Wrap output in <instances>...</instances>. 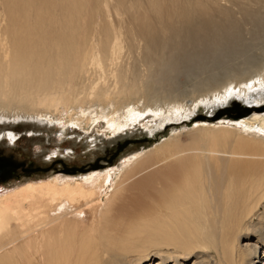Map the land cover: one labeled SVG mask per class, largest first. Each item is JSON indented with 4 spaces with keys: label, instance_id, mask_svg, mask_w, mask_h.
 Listing matches in <instances>:
<instances>
[{
    "label": "bare ground",
    "instance_id": "1",
    "mask_svg": "<svg viewBox=\"0 0 264 264\" xmlns=\"http://www.w3.org/2000/svg\"><path fill=\"white\" fill-rule=\"evenodd\" d=\"M21 118L99 141L194 123L3 186L0 264H264V0H0V121Z\"/></svg>",
    "mask_w": 264,
    "mask_h": 264
},
{
    "label": "rangeland",
    "instance_id": "2",
    "mask_svg": "<svg viewBox=\"0 0 264 264\" xmlns=\"http://www.w3.org/2000/svg\"><path fill=\"white\" fill-rule=\"evenodd\" d=\"M242 107H246L244 103L231 98L219 106L216 113L225 120L234 119L241 114ZM194 116H208V113L200 106ZM193 123L194 120H190L168 125L151 134L141 120L121 130L114 138L104 137L99 141L76 127L62 129L56 123L45 124L24 118L0 121V163L3 164L0 191L3 186H13L12 183L24 178L114 169L124 158L157 145L172 129L183 130ZM62 130L63 134H60Z\"/></svg>",
    "mask_w": 264,
    "mask_h": 264
},
{
    "label": "water",
    "instance_id": "3",
    "mask_svg": "<svg viewBox=\"0 0 264 264\" xmlns=\"http://www.w3.org/2000/svg\"><path fill=\"white\" fill-rule=\"evenodd\" d=\"M2 165H3V164H2V163H0V168L2 167Z\"/></svg>",
    "mask_w": 264,
    "mask_h": 264
},
{
    "label": "trees",
    "instance_id": "4",
    "mask_svg": "<svg viewBox=\"0 0 264 264\" xmlns=\"http://www.w3.org/2000/svg\"><path fill=\"white\" fill-rule=\"evenodd\" d=\"M236 108V107H235Z\"/></svg>",
    "mask_w": 264,
    "mask_h": 264
}]
</instances>
